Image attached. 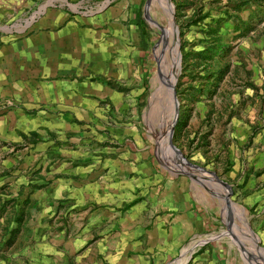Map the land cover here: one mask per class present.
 Masks as SVG:
<instances>
[{
	"label": "rangeland",
	"instance_id": "374dc122",
	"mask_svg": "<svg viewBox=\"0 0 264 264\" xmlns=\"http://www.w3.org/2000/svg\"><path fill=\"white\" fill-rule=\"evenodd\" d=\"M37 2L0 0V41L22 35ZM68 9L84 14L86 45L99 30L123 44L122 113L101 101V112L74 116L65 132L0 128V264H101L96 227L77 243L99 206L76 205L84 192L74 189L136 149L158 169L210 170L230 187L231 213L214 206L217 227L190 238L168 264L188 255L193 264L211 248L264 264V0H72ZM85 53L72 77L99 79L95 52ZM6 97L0 115L19 107ZM125 195L122 211L136 201Z\"/></svg>",
	"mask_w": 264,
	"mask_h": 264
},
{
	"label": "crops",
	"instance_id": "0c3cea01",
	"mask_svg": "<svg viewBox=\"0 0 264 264\" xmlns=\"http://www.w3.org/2000/svg\"><path fill=\"white\" fill-rule=\"evenodd\" d=\"M59 1L38 0L36 15L18 29L22 35L0 41V98L7 96L19 105L0 115V128L11 125L20 130L65 132L74 116L92 114V109L101 112V101L110 104L109 112L122 113L124 98L118 84L123 79V44L110 42L99 30L96 40L86 45L91 31L85 26L84 14H73L68 9L72 0ZM76 2L87 4L88 0ZM103 15L107 20L106 12ZM119 37L122 40V25ZM131 49L138 56V50ZM86 51L90 59L95 52L99 79L72 77L75 66L84 67L80 61H84ZM136 144L139 147L138 141ZM110 163V168L90 174L98 181L74 189L84 192L83 196H75L76 205L86 210L99 206L91 211L94 217L84 223L77 243L86 237L88 225L96 227L101 264H168L190 238L217 227L214 206L231 213L229 184L213 171H164L139 149L127 159L115 157ZM121 194L136 199L124 211L119 209L124 197ZM64 241L59 236L55 242L64 246ZM239 254L237 257L231 252L203 249L193 264H229L228 260L235 264L237 259L241 264Z\"/></svg>",
	"mask_w": 264,
	"mask_h": 264
},
{
	"label": "water",
	"instance_id": "95a60500",
	"mask_svg": "<svg viewBox=\"0 0 264 264\" xmlns=\"http://www.w3.org/2000/svg\"><path fill=\"white\" fill-rule=\"evenodd\" d=\"M172 85H170V89H171V93H172V97H171V100H173L174 98H173V91H172ZM172 124H173V122L171 121L170 122V125H169V127L170 128H172ZM170 137V136H169ZM223 185H226V184H224V182H221ZM203 243V242H202ZM190 258V255H188V257L186 258V260H185V262H184V264L187 262V260Z\"/></svg>",
	"mask_w": 264,
	"mask_h": 264
},
{
	"label": "bare ground",
	"instance_id": "6f19581e",
	"mask_svg": "<svg viewBox=\"0 0 264 264\" xmlns=\"http://www.w3.org/2000/svg\"><path fill=\"white\" fill-rule=\"evenodd\" d=\"M173 80H174V78L171 80V82H173ZM171 84H172V83H171ZM171 84H170V85H171ZM178 264H181V261H180V262H178Z\"/></svg>",
	"mask_w": 264,
	"mask_h": 264
},
{
	"label": "trees",
	"instance_id": "16d2710c",
	"mask_svg": "<svg viewBox=\"0 0 264 264\" xmlns=\"http://www.w3.org/2000/svg\"><path fill=\"white\" fill-rule=\"evenodd\" d=\"M233 9H235V11H237L238 7H237V6H235V8H233Z\"/></svg>",
	"mask_w": 264,
	"mask_h": 264
}]
</instances>
